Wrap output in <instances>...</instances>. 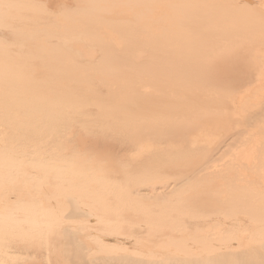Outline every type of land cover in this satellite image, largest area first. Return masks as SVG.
<instances>
[{
	"label": "rangeland",
	"instance_id": "1",
	"mask_svg": "<svg viewBox=\"0 0 264 264\" xmlns=\"http://www.w3.org/2000/svg\"><path fill=\"white\" fill-rule=\"evenodd\" d=\"M104 3L75 19L115 34L112 50L0 0V264L165 260L162 248L264 262V176L237 155L260 122L229 125L264 87V0Z\"/></svg>",
	"mask_w": 264,
	"mask_h": 264
},
{
	"label": "bare ground",
	"instance_id": "2",
	"mask_svg": "<svg viewBox=\"0 0 264 264\" xmlns=\"http://www.w3.org/2000/svg\"><path fill=\"white\" fill-rule=\"evenodd\" d=\"M28 3H30L36 11L34 13V17L36 19H41V18H46L48 20H60L59 23L62 24L63 26L69 28V30H71V32L73 33H85V34H88L86 35L87 37L90 36L91 39H90V43L94 42V43H97V45H99V47L101 49H104V46L106 47V42L107 41H112V44L116 45L115 43L113 42H116L118 44H120V41L116 39V35L115 34H112L111 33V39L108 38L107 35H104L103 32L100 30V26L94 22H93V25H90L89 22L85 23L82 25H80L79 22L76 21L75 19V16H77L78 13L82 12L83 9H93V8H102L103 7H106L108 9L111 8V6L113 5V3H104V0H24ZM243 2V1H242ZM248 4V3H247ZM127 5L128 4H124V9L127 8ZM251 9V8H250ZM43 14H39V11ZM160 10L161 8L158 10L159 14H160ZM113 17H131L129 13H122V8L120 9H113ZM261 11V8L259 9V5L256 6L255 8V12L254 14L257 16V14ZM42 15V16H41ZM259 17V16H258ZM264 17H261V19H263ZM107 19V18H105ZM101 24V23H100ZM132 30V29H131ZM3 31V30H2ZM1 31V32H2ZM8 33V32H7ZM84 34V35H85ZM95 34L94 37H92L91 35ZM9 35V34H8ZM261 36V34H259ZM264 35V34H263ZM82 36V35H80ZM79 36V37H80ZM255 38H258V37H255ZM254 38V39H255ZM65 39V38H64ZM259 40V39H258ZM262 40V39H261ZM74 43V42H73ZM77 43V42H76ZM79 43V42H78ZM87 43V42H86ZM89 46V45H88ZM22 47V46H21ZM64 47V46H63ZM84 47V46H83ZM108 49L111 48V50L113 49L111 47V45H108L107 46ZM106 47V48H107ZM89 48V47H87ZM264 48V47H263ZM78 49V48H77ZM261 48H257L256 50L258 52H260ZM23 50V49H22ZM255 51V53L257 52ZM88 52V57L89 58H95L97 57V50H93V49H90L87 51ZM107 52V51H106ZM59 54H57L55 56L56 60L60 61L61 63H64V62H67V64L69 66H72V65H75L77 67H79L81 70H78V72H82V74H84V70L85 68L81 65H79V61L77 60V58L75 57V55H73V53L71 51H64V49H61L60 52H58ZM84 53V52H83ZM225 53V52H224ZM5 53L2 52V50H0V60L1 62L5 61L4 58L2 57H5L4 55ZM105 54V52H104ZM229 54V53H228ZM231 54V53H230ZM77 55V54H76ZM139 55V54H138ZM146 55V54H145ZM234 56V54H233ZM223 57V56H222ZM227 57V56H226ZM139 58H140V55H139ZM85 59V58H84ZM229 59V58H228ZM231 59V58H230ZM109 61L108 58L105 59V65H107V62ZM140 61V60H139ZM211 61V60H210ZM220 62L222 63L223 60H220ZM4 63V62H3ZM66 65V64H65ZM104 65V66H105ZM220 65V64H219ZM221 66V65H220ZM228 66V65H226ZM0 67L4 68V65H2V63L0 64ZM2 70V69H1ZM39 70V69H37ZM233 71V70H232ZM242 72V71H241ZM233 73V72H232ZM36 74V73H35ZM78 74H81V73H78ZM220 75V74H219ZM227 76V75H226ZM229 78V77H228ZM232 79V81L234 80V83H236V74L234 73V75H231L230 77ZM221 80V79H220ZM231 81V80H230ZM259 82H261L260 84H264V74L260 75L259 76ZM257 82V83H259ZM229 83V82H228ZM233 83V82H231ZM229 83V84H231ZM237 85H240L238 84L237 82ZM262 89V90H260ZM150 91V89H148ZM244 90V89H243ZM23 91V90H22ZM253 91V90H252ZM249 93V92H248ZM260 93L261 96L259 95ZM237 94V93H236ZM251 94V93H250ZM242 93H239L238 94V97L242 98ZM235 97V96H234ZM248 97V96H247ZM236 100L238 98H235ZM248 99V98H247ZM244 102V105L242 108L240 107H237L235 109V113L232 114V118H234L231 122H230V126L231 128L235 129L237 127L243 129V130H247L249 128H252L250 127L249 123L250 124H253L255 125V122H260L258 123L257 125V130L255 132L256 133H250V134H244V131H240L239 133H243V134H240L241 136H244L245 137V140L244 141H240L241 145L239 147H241L240 149L237 148L238 150V154L239 155V158L238 159H242V157H244L246 154L247 155V158H244L246 159L247 162H252V159H254V156L256 155L257 157L255 158V164H253L254 166V169H258V171L261 173L262 176H264V87L261 85L258 89L255 88L254 92L249 96V99ZM239 100V99H238ZM139 101V100H138ZM240 101V100H239ZM174 103V106H175V103L176 102H172ZM166 105V104H165ZM230 106V105H229ZM166 108V106H164ZM246 110H244V109ZM172 109V108H171ZM166 110V109H165ZM132 111V110H131ZM231 114V113H230ZM177 118V117H176ZM213 118V117H212ZM211 119V118H210ZM209 119V121H210ZM220 119V118H219ZM222 119V118H221ZM227 119V118H226ZM218 120V119H217ZM228 120V119H227ZM251 120H256L255 122L251 123ZM184 121V120H183ZM182 121V122H183ZM197 121V120H196ZM216 121V120H215ZM214 121V122H215ZM220 121V120H219ZM222 121V120H221ZM225 121V120H224ZM262 121V122H261ZM185 122V121H184ZM193 122V121H192ZM213 122V123H214ZM180 123V122H179ZM190 123V122H189ZM199 123V122H198ZM203 124V122H201ZM200 123V124H201ZM206 123V121L204 122ZM208 123V121H207ZM216 123V122H215ZM220 123V122H218ZM216 123V125L218 124ZM211 124V123H210ZM222 124V123H221ZM261 124V125H260ZM187 125V124H186ZM185 125V126H186ZM193 125V124H192ZM198 125V124H197ZM252 125V126H253ZM184 126V125H183ZM194 126V125H193ZM202 126V125H201ZM208 126V125H207ZM206 126V128H207ZM218 126V125H217ZM220 126V125H219ZM256 126V125H255ZM182 127V126H181ZM197 127V126H196ZM212 127V126H211ZM227 127V126H226ZM225 127V128H226ZM183 128V127H182ZM193 128V127H192ZM219 128V127H218ZM204 129V128H203ZM209 129V128H208ZM214 130L215 127L213 128ZM183 130V129H182ZM191 130V129H190ZM207 130V129H206ZM210 130V129H209ZM213 130V131H214ZM193 131V130H192ZM191 131V132H192ZM211 131V130H210ZM195 132V131H194ZM200 132V131H199ZM218 132V131H217ZM221 132V131H220ZM224 132V131H223ZM229 132V131H228ZM183 133V132H182ZM187 133V132H186ZM246 133H249V132H246ZM187 134H190L187 133ZM220 134V133H219ZM239 135V134H238ZM191 136V135H190ZM189 136V137H190ZM194 136V135H193ZM236 136V135H235ZM234 137V136H233ZM237 137V136H236ZM193 139V138H192ZM226 139V138H225ZM238 140V139H237ZM243 140V139H242ZM230 141H234V140H230ZM255 141V142H254ZM237 142V141H236ZM232 143V142H231ZM254 143V144H253ZM233 144V143H232ZM237 144V143H236ZM230 145V144H229ZM228 145V146H229ZM235 146V144L233 145V147ZM227 147V146H226ZM225 147V148H226ZM230 147V146H229ZM237 147V146H236ZM218 148V147H217ZM235 148V147H234ZM228 149V148H227ZM230 151L232 148H229ZM224 150V149H223ZM236 150V149H235ZM248 150V151H246ZM251 151V152H250ZM223 152V151H222ZM220 154V153H218ZM217 157V155H216ZM233 157V155H232ZM236 157V158H234ZM233 158L236 159L237 161V156H234ZM233 159V161H234ZM243 159V161H244ZM239 161V160H238ZM218 162V161H217ZM238 165V164H237ZM243 165V163H242ZM235 169V168H234ZM207 171V170H206ZM211 173V172H210ZM239 177V176H238ZM242 177V176H241ZM251 179V178H250ZM242 182V181H241ZM73 200V199H72ZM81 244V243H80ZM101 245H104V244H101ZM98 247H101L99 245H97ZM107 246V245H105ZM80 247V246H79ZM114 247V246H113ZM112 247V248H113ZM77 248V247H76ZM81 250L83 248H80ZM122 249V248H121ZM75 250H78V249H75ZM81 250H78L79 252ZM83 252H86L84 250H82ZM81 251V252H82ZM88 251V250H87ZM77 252V251H76ZM82 252V254H83ZM104 252V251H103ZM93 253V252H92ZM81 254V253H80ZM86 255V253H84ZM89 254V253H88ZM87 254V255H88ZM113 254V253H112ZM157 256H160V257H163L165 258V260H145V261H131V262H128V263H120L117 262L116 259H119V258H116L114 260V262H112V258L111 256L110 257H106L108 259L111 258V260L108 261V263H105V264H264V262L262 261H258V262H254L252 260H242V261H231V260H226L224 259V257H226L227 255L225 253H222V254H219L220 257H218V255L214 256V258L211 260H191V259H188L187 258V255L185 256V254L183 252H180L178 254H176L175 252L172 253V250H170L169 248H162L161 250L159 249L158 252L155 253ZM72 255V254H71ZM114 255V254H113ZM191 255V254H190ZM229 255H235V253H230ZM79 256V255H78ZM83 256V255H82ZM90 257V256H89ZM97 257V256H96ZM85 258V257H84ZM99 258V257H98ZM187 258V259H186ZM263 258V257H262ZM100 259V258H99ZM107 259V260H108ZM114 259V258H113ZM122 259H125L122 258ZM80 260V259H79ZM92 260V259H91ZM95 262L93 261V263H86V264H104V263H100L102 261V259L100 260H97L94 259ZM121 260V259H120ZM126 260H132V259H126ZM86 261V260H85ZM89 260H87L88 262ZM100 261V262H98ZM82 262V261H81ZM78 263V261H77ZM82 264V263H81ZM84 264V263H83Z\"/></svg>",
	"mask_w": 264,
	"mask_h": 264
}]
</instances>
